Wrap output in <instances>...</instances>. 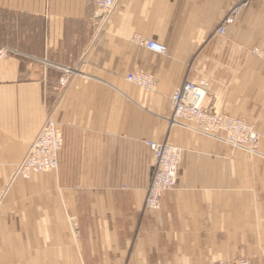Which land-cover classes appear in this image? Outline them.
Instances as JSON below:
<instances>
[{
	"label": "crops",
	"instance_id": "crops-1",
	"mask_svg": "<svg viewBox=\"0 0 264 264\" xmlns=\"http://www.w3.org/2000/svg\"><path fill=\"white\" fill-rule=\"evenodd\" d=\"M97 1L0 0V47L17 53L0 59V264H264V2L218 36L230 0H115L101 30ZM59 68L76 72L61 93ZM139 72L154 91L127 81ZM199 80L205 108L253 123L259 154L170 127L171 95ZM51 112L56 171L11 182ZM163 140L182 162L151 212L145 142Z\"/></svg>",
	"mask_w": 264,
	"mask_h": 264
},
{
	"label": "built area",
	"instance_id": "built-area-1",
	"mask_svg": "<svg viewBox=\"0 0 264 264\" xmlns=\"http://www.w3.org/2000/svg\"><path fill=\"white\" fill-rule=\"evenodd\" d=\"M256 1L264 2V0H230V6L218 24L215 33L218 36H225L227 30L236 23L242 11ZM115 5V0L97 1L98 14L95 15L94 19L98 21V23L96 22L98 30L105 26ZM131 42L159 55L165 53L164 47L151 40L134 37ZM12 54L17 55L15 51L0 47L1 59ZM59 69L62 71V76L58 81L57 92L61 93L76 72L70 68ZM127 81L146 91L153 90L156 85L155 77L152 74L142 72L129 74ZM207 93L208 85L205 82L198 84L185 82L179 86L170 98L168 124L170 127H182L202 134L197 132V129L216 141L235 144V148L245 150L248 147V142H253L257 138L254 133L255 130L244 119L237 118L234 119L235 121H231L232 117L205 108L203 103ZM54 114V112H51L46 117L42 128L28 146L19 167L16 168L15 175H23L27 178L33 174L52 173L56 170L58 153L63 145V135ZM231 122H234L237 127L233 126ZM234 127L237 129V133H233L232 129ZM251 131H253L255 137L250 134ZM145 145L153 157V174L146 188L144 208L155 212L161 208L162 193L173 190L177 185L183 148L172 145L167 141H147ZM218 264H247V261L234 260Z\"/></svg>",
	"mask_w": 264,
	"mask_h": 264
},
{
	"label": "bare ground",
	"instance_id": "bare-ground-1",
	"mask_svg": "<svg viewBox=\"0 0 264 264\" xmlns=\"http://www.w3.org/2000/svg\"><path fill=\"white\" fill-rule=\"evenodd\" d=\"M1 59V58H0ZM174 93V92H173ZM173 95V94H172ZM172 95H171V97H172ZM170 97V98H171ZM230 117V116H229ZM233 118V117H232ZM234 119H237V118H233V119H230L231 121H235ZM240 119H244V118H240ZM244 120H246V119H244ZM247 121V120H246ZM248 122V121H247ZM249 123V122H248ZM231 124L233 125V126H236V124L234 123V122H231ZM250 125H251V123H249ZM252 126V125H251ZM237 127V126H236ZM236 127H234L233 129H232V131H233V133H237V129H236ZM253 127V126H252ZM254 129V128H253ZM196 131L197 132H200V133H202L204 136H209V135H207V134H205V133H203V132H201V131H198L197 129H196ZM254 133L257 135V133H256V131H254ZM254 133H253V131H251L250 132V134L252 135V136H254L255 137V135H254ZM199 134V133H198ZM202 134H199V135H202ZM210 137V136H209ZM258 135H257V138H255V140L253 141V142H248V147L245 149L246 151H249L250 153L251 152H255V150L258 148ZM224 142V141H223ZM224 143H226V142H224ZM227 144V143H226ZM227 145H229V146H231V147H234L235 148V144H227ZM26 154V153H25ZM25 156V155H24ZM22 160V159H21ZM181 162H182V159H181ZM20 163V162H19ZM19 163L17 164V167L16 168H18L19 167ZM181 164V163H180ZM16 170V169H15ZM56 171V170H55ZM15 172V171H14ZM54 172V171H53ZM43 173H45V172H41V173H39V174H43ZM45 174H48V173H45ZM34 175V174H33ZM31 176L32 175H30L29 177H27V178H25L23 175H15V173H13V175H12V179H11V182L14 180V179H16L17 177H21V178H23V179H25V180H29L30 178H31ZM174 190V189H173ZM160 210V209H159ZM158 210V211H159ZM150 211V210H149ZM151 212H153V211H151ZM155 212H157V211H155ZM238 260H241V261H247V264H250V262L247 260V259H238ZM231 261H234V260H231ZM223 262H228V261H223ZM220 263V262H219ZM243 263V262H242Z\"/></svg>",
	"mask_w": 264,
	"mask_h": 264
},
{
	"label": "rangeland",
	"instance_id": "rangeland-1",
	"mask_svg": "<svg viewBox=\"0 0 264 264\" xmlns=\"http://www.w3.org/2000/svg\"><path fill=\"white\" fill-rule=\"evenodd\" d=\"M244 10H245V9H244ZM244 10H243V11H244ZM243 11H242V12H243ZM238 20H239V18H238ZM238 20H237V21H238ZM237 21H236V22H237ZM234 25H235V24H234ZM234 25H233V26H234ZM225 35H226V34H225ZM186 82H189V81H186ZM200 82H205V83L207 84V82H206L205 80H199V81H197V82H190V83L198 84V83H200ZM68 83H70V80H69ZM67 85H68V84H67ZM207 85H208V84H207ZM137 87H139V86H137ZM139 88H140L141 90L145 91V92L154 91V89H153V90L146 91L145 89H143V88H141V87H139ZM207 95H208V93H207ZM207 109H209V108H207ZM210 110H211V109H210ZM50 111H51V110H50ZM212 111H214V110H212ZM214 112H216V111H214ZM216 113H220V112H216ZM54 115H55V114H54ZM47 116H48V115H47ZM47 116H46V117H47ZM54 117H55V116H54ZM242 118H243V117H242ZM45 119H46V118H45ZM45 119H44V121H45ZM244 119H245V118H244ZM246 120H247V119H246ZM247 121H248V120H247ZM248 122L251 123V125H252L253 128H254V130L256 131V129H255L253 123L250 122V121H248ZM43 123H44V122H43ZM42 126H43V124H42ZM42 126L40 127V129L42 128ZM40 129H39V130H40ZM37 133H38V132H37ZM194 133H195V132H194ZM256 133H257V135L259 136V137H258V141H259V142H258V145H259V146H258V150L256 151L257 153H256V154H252V153H250V152H246V150H243L245 153H247V154H249V155H257V154H259V148H260V146H261V143H260V142H261V135H260L257 131H256ZM196 134L199 135L198 133H196ZM36 135H37V134H36ZM199 136L204 137V138H208V139L215 140L214 138H211V137H209V136H204V135H199ZM199 138H200V137H199ZM163 141H167V140H163ZM215 141H216V140H215ZM156 142H158V141H156ZM159 142H160V141H159ZM167 142H168V141H167ZM218 142H219V141H218ZM31 143H32V142H31ZM31 143H30V144H31ZM168 143H169V142H168ZM220 143H221V142H220ZM222 143H224V142H222ZM30 144H29V145H30ZM170 144H171V143H170ZM224 144L227 145L226 143H224ZM29 145H28V146H29ZM227 146H229V145H227ZM229 147H230V146H229ZM27 148H28V147H27ZM230 148H231V149H235L234 147H230ZM60 151H61V150H60ZM60 151H59V152H60ZM241 151H242V150H241ZM58 155H59V153H58ZM152 170H153V167H152ZM178 172H179V170H178ZM43 174H45V173H43ZM152 174H153V172H152ZM150 179H151V178H150ZM177 182H178V179H177ZM149 183H150V182H149ZM176 184H177V183H176ZM176 186H177V185H176ZM174 189H176V187H175ZM171 191H173V190L165 191V192L162 193V195H163L164 193H168V192H171ZM161 197H162V196H161ZM157 212H158V211H157Z\"/></svg>",
	"mask_w": 264,
	"mask_h": 264
}]
</instances>
